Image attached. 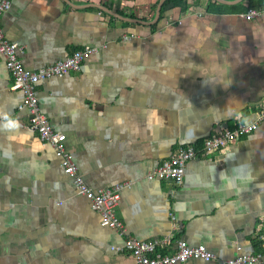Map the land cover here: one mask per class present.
<instances>
[{"label":"crops","instance_id":"1","mask_svg":"<svg viewBox=\"0 0 264 264\" xmlns=\"http://www.w3.org/2000/svg\"><path fill=\"white\" fill-rule=\"evenodd\" d=\"M186 1L13 0L1 16L30 69L98 49L81 70L41 81L39 105L89 187L123 185L125 231L102 223L30 128L0 53V264H137L113 249L127 237L169 238L166 251L183 239L219 259L264 254V121L188 161L181 185L148 179L179 149L254 122L264 103V14L244 15L264 0Z\"/></svg>","mask_w":264,"mask_h":264},{"label":"built area","instance_id":"2","mask_svg":"<svg viewBox=\"0 0 264 264\" xmlns=\"http://www.w3.org/2000/svg\"><path fill=\"white\" fill-rule=\"evenodd\" d=\"M12 1L0 0V18L11 8ZM261 14H264V8H250L244 15L247 19H253ZM97 50L95 47L87 46L74 51L68 57L53 64L33 70L26 67L21 59L23 47L17 42L6 38L0 23V53L12 73L14 79L12 89L20 90L23 93L21 107L29 110L30 128L38 133L43 142L54 147L56 155L61 159L65 173L74 179L78 193L86 196L90 200L93 209L100 213L102 223L119 232H124L125 225L117 214L123 185H115L101 191H95L89 187L83 178L76 173L77 166L73 154L67 147L66 134L53 128L47 115L41 111L39 105L37 85L41 81L52 77H63L71 71L81 70L83 62ZM262 121H264V103L261 105L254 122L246 123L240 120L233 128L218 130L205 140L201 149H196L193 146L179 149L172 156L163 160L154 171L150 172L148 179L171 180L176 185H181L188 161L197 158L201 152L210 155L224 151L241 136L255 131ZM171 243L169 238L140 240L136 237H127L124 245L113 247V249L131 253L137 264H178L191 259L218 260L221 264H264L263 253H239L232 259H219L205 245H191L183 239L177 241L174 250L167 248L166 251V246L170 247ZM160 249H163V251L160 252Z\"/></svg>","mask_w":264,"mask_h":264},{"label":"trees","instance_id":"3","mask_svg":"<svg viewBox=\"0 0 264 264\" xmlns=\"http://www.w3.org/2000/svg\"><path fill=\"white\" fill-rule=\"evenodd\" d=\"M174 1L177 5H181L184 9L187 8V1L186 0H168V2ZM251 2L254 0H250ZM167 2V3H168ZM252 4V3H251ZM195 147H200L198 145H196ZM259 244V243H258Z\"/></svg>","mask_w":264,"mask_h":264}]
</instances>
